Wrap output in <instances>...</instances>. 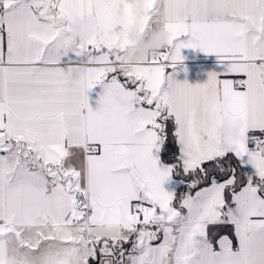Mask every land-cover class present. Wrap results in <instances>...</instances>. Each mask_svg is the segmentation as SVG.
Returning a JSON list of instances; mask_svg holds the SVG:
<instances>
[{
	"label": "snow or ice",
	"instance_id": "1",
	"mask_svg": "<svg viewBox=\"0 0 264 264\" xmlns=\"http://www.w3.org/2000/svg\"><path fill=\"white\" fill-rule=\"evenodd\" d=\"M0 264H264V0H0Z\"/></svg>",
	"mask_w": 264,
	"mask_h": 264
},
{
	"label": "crops",
	"instance_id": "2",
	"mask_svg": "<svg viewBox=\"0 0 264 264\" xmlns=\"http://www.w3.org/2000/svg\"><path fill=\"white\" fill-rule=\"evenodd\" d=\"M85 26V32L77 34L74 29L78 26ZM97 20L92 16H87L80 21L71 24L68 31L75 37L89 38L95 35ZM139 25L137 23L130 24L124 34V39L133 43L135 36H137ZM135 34L134 36L132 34ZM184 59L177 65L176 79L187 80L191 84L203 83L207 80L208 73L218 70V61L215 55L206 54L199 49L184 48L181 50ZM96 91L90 92V96H95ZM168 187H175V185H168Z\"/></svg>",
	"mask_w": 264,
	"mask_h": 264
},
{
	"label": "clouds",
	"instance_id": "3",
	"mask_svg": "<svg viewBox=\"0 0 264 264\" xmlns=\"http://www.w3.org/2000/svg\"><path fill=\"white\" fill-rule=\"evenodd\" d=\"M74 31L77 34L82 35L85 32V26L83 25L78 26L74 29ZM132 35L134 36L135 34L133 33ZM166 38H167V33L163 30L153 32L151 40L146 45V48L149 49L148 54L152 55L155 49V46L158 44H163L166 41Z\"/></svg>",
	"mask_w": 264,
	"mask_h": 264
},
{
	"label": "rangeland",
	"instance_id": "4",
	"mask_svg": "<svg viewBox=\"0 0 264 264\" xmlns=\"http://www.w3.org/2000/svg\"><path fill=\"white\" fill-rule=\"evenodd\" d=\"M152 38V37H151ZM151 40V39H150ZM148 40L146 43H141L140 46L148 53L149 49L146 48V45L149 43ZM141 41V37L139 35V33L137 34V36H135V40L133 41V43H139Z\"/></svg>",
	"mask_w": 264,
	"mask_h": 264
}]
</instances>
